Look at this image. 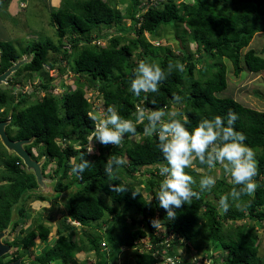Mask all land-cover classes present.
Wrapping results in <instances>:
<instances>
[{"label": "trees", "instance_id": "trees-1", "mask_svg": "<svg viewBox=\"0 0 264 264\" xmlns=\"http://www.w3.org/2000/svg\"><path fill=\"white\" fill-rule=\"evenodd\" d=\"M260 1L263 0H194V4L189 5L176 0H156L155 4L131 0L124 13L107 0H61L59 8L50 9L49 15L57 42L32 41L29 46L17 51L10 41H0L1 69L9 65V59L17 58L22 52L28 54L34 51L31 61L21 67V71L26 72L40 71L45 65L48 68L55 67L54 59L48 60L49 52H58L62 48L66 57L69 46L64 44V41L68 42L64 37H68L76 44L80 42L79 48H76V44L72 46L75 52L72 59L67 60L69 70L73 75H87L89 86H97L105 108L114 105L122 118L131 119L136 123L137 107H143L146 111L161 108L168 111L174 104L172 97L178 95L182 98L183 106L178 111L177 118L187 119L188 123L185 126L189 131L204 118L221 116L226 120L227 114L232 111L239 117L234 128L246 136L244 143L259 150L256 155L258 175L254 178L258 187L253 195L242 196L237 201L230 199L229 211L227 213H223L221 209L218 211L220 197L230 193L233 187H239L231 183L225 184V180L220 178L217 185L210 190L213 199L208 196L209 191L206 192V196L201 193L199 199L193 198L190 205L185 204L174 209L176 217L169 220L154 195L153 186L157 183L156 176H159L160 169L157 165L166 164L157 147L156 137H144V125L137 123V140L130 138V134L125 135L120 147L103 146L93 141L95 152L89 155L87 154L89 136L95 122L91 119V103L84 94L82 84L79 83L67 90L59 98L51 93L53 85L42 84L44 95L38 97L26 109L30 116L24 117L27 120L24 125L25 135H35V143L41 141L45 144L50 157L57 162L56 173L60 171L62 178L70 177L72 183L77 182L80 185L67 203L69 218L79 220L84 227L87 220L100 219L104 214L112 215V219L119 225L126 224L131 227L123 242L124 246H133L137 239L150 236L151 245L146 251H133V264L160 262L162 248L168 254H173L171 247L165 243L157 246L161 241H158L159 238L154 233L155 228L150 223L153 219L160 220L166 231L173 233L174 239L170 243H177V239L182 237L192 242L194 249L203 248L210 259L216 258L217 255L208 251L210 245L212 247L219 245L226 254L220 255L215 264H264V259L258 256L257 235L251 230V226L246 224L248 221L256 220L263 222L264 227V181L259 180L260 175L264 173V111L244 105L232 97L216 95V92L226 86L225 67L219 65L223 57L230 60L234 75H238L243 69L242 63L251 72L264 69V57L258 55L254 49L247 48L241 52V49L248 46L255 32L264 31ZM140 9L143 11L140 17H136ZM127 17L132 22L130 29L135 34L134 37L127 38V42L120 43V37L117 35L106 45L91 42L93 31L99 30L101 25L110 27L112 24H123V19ZM182 21H185L189 28V38L195 43V50L202 48L205 53L201 60L203 57L216 60L214 63L216 71L212 77L203 80L194 77L195 64L191 54L181 46L178 47L180 56H176L168 48H164L161 55L152 54V44L144 40V32L152 34L160 25ZM118 30L123 32L120 28ZM110 34L111 32H107L103 37ZM179 40L183 44L182 35ZM139 45L143 48L141 61L157 59L158 65L165 70L169 63L179 62L183 65V71L174 69L159 85L158 92H142L140 96H135L129 89L138 63L131 61L130 57L132 51ZM202 62L204 63V60ZM185 82L188 83L187 86L184 85ZM121 151L128 161L127 175L138 183L140 175L145 176V184L150 187L148 192L127 183L123 192L110 190L109 183L114 185L124 183L120 178L122 167L116 170L119 180L111 182L104 171L107 160L112 156H122ZM81 155H85V158L91 161L82 178L71 171L70 161L71 158H75L79 162ZM194 165L198 168L207 167L200 165L198 161L194 162ZM62 186L61 183V189ZM77 196L80 198H75ZM129 210L134 211L136 216H132L131 222L126 223L125 213ZM237 220H243L244 223L223 227V222ZM262 224L259 223L261 227ZM134 225L136 226L133 227ZM40 231L41 236L46 238L49 228L43 227ZM78 239L72 235L59 234L54 244L39 256V262L47 264L62 261L60 264H71L68 260L85 244L83 239ZM86 240L88 249L93 250L97 256V264H117L118 258H115L118 257V249H114L116 247L114 244L111 243V246L108 244L114 257L106 258L99 249L100 240L95 237ZM189 249L190 247L187 248L188 251ZM154 251L157 253L155 256L152 254ZM192 258L193 256L186 260Z\"/></svg>", "mask_w": 264, "mask_h": 264}, {"label": "rangeland", "instance_id": "rangeland-1", "mask_svg": "<svg viewBox=\"0 0 264 264\" xmlns=\"http://www.w3.org/2000/svg\"><path fill=\"white\" fill-rule=\"evenodd\" d=\"M22 0H0V41L1 40H7L11 41L14 47L17 50H21L26 46H29V44L32 41H45L49 40L50 42H57V36L55 33L54 26L50 24L49 22V15L51 10H57V8L61 4V0L54 1L53 0H25L26 7H21L19 5V2ZM110 4L119 6L120 10L122 12H126L125 9L130 4L131 0H107ZM142 1V0H140ZM177 2H183L185 4H194V0H176ZM143 2V1H142ZM147 3V2H145ZM24 4V3H23ZM10 5L12 6V9L10 10ZM261 15H262V21L264 22V0L259 5ZM51 9V10H50ZM50 10V11H49ZM11 12V13H10ZM126 16V15H125ZM130 18L123 19V24H112L110 27L106 26H100L99 30H101V33H107L111 32L110 36L103 38V40H100V42L105 43L103 45L108 44L109 40L115 35L120 37V43L127 42V38L134 37L135 34L130 29ZM118 28L123 30V32L119 31ZM94 34L97 33V30L93 31ZM189 28L186 26L185 21L182 22H176L171 23L167 25H160L158 26L152 34L145 32L144 33V40L147 42H150L152 44L153 53H158L161 55L165 49H170L176 56H180L181 52L178 49L179 46L184 48L186 52H190L192 61L195 64V68L193 70L194 77H200L203 79L207 77H212L213 74L216 71V67L214 66L215 59L211 57H203L204 63L201 60V56H205L204 51L202 48H200L198 51L195 50V43L190 40L189 38ZM182 35L183 37V44L179 45V37ZM71 39V38H70ZM65 40V38H64ZM68 42L64 41V44L68 47L69 50L66 52V57L64 56V53L59 49L58 52H49L48 60L55 62V67L48 68V66H43V68L40 71L32 72L29 76L24 78L27 72L21 71V66L19 67V74L15 75L14 77L19 79V83L23 85L28 84V86L23 87L28 88L29 90L34 93V96L42 95L45 93L44 88L41 87L42 84H49L53 85L51 91L52 94L57 96L58 98L60 95H62V92L72 89L76 87L79 83L82 84V88L84 90L85 96L88 98V100L91 103V115L96 117H101L102 114L106 111L107 108L104 107V104L102 103V99L100 96V93L97 89V86H89L90 82L87 79V75L80 76L79 74L73 75L72 72H70L67 60H71L72 56L75 52V48L72 46L75 45V42H71L69 39H67ZM71 46V47H70ZM81 46L80 42L76 44V48H79ZM252 48L258 53V55L264 57V31H257L254 33L252 38L250 39V42L247 47L241 49V52H243L247 48ZM142 47L140 45L132 51V55L130 57L131 61L139 63L141 59V51ZM21 54V53H20ZM66 58V59H65ZM146 62L155 63L158 64L157 59L151 61L152 59H143ZM201 62V64H200ZM222 64L225 67V78H226V86L221 91L216 92V95L218 97H232L236 99L237 101L241 102L244 105H247L249 107H253L257 110L264 111V69L256 72L249 71L245 65L242 63L243 69L238 73V75L233 74L232 65L228 58L223 57L220 60L219 65ZM115 72H117L115 70ZM59 75V76H58ZM22 78V81H21ZM28 79V82L26 80ZM187 82L184 83L185 86H187ZM24 86V85H23ZM87 86V87H85ZM67 89V90H66ZM181 106H183V102L170 106L168 111H179ZM110 107H114V105H111ZM130 138H134L135 140L138 139V136H131ZM94 144V142H93ZM91 145L88 142V148ZM255 152V159L256 155L258 153L257 148H251ZM122 152V151H121ZM122 156L125 157V155L122 152ZM73 158L70 159V161ZM127 159V158H126ZM127 165V164H126ZM125 167L122 166V171L120 178L124 183L127 184H134L139 189H142L144 192H148L149 186L145 184L143 175H140V182L143 180V182H137L135 179H133L131 176H128V170ZM157 166H161L157 165ZM188 169V170H187ZM185 171L191 175L194 180L196 181V184H194L192 187L193 189H199V181L200 178L203 175H212L216 177V184L218 183V180L220 178H223L225 180V184H229L230 178L223 172L222 166L217 164L214 169L206 168H198L194 164L191 168H187ZM136 175L138 172H135ZM68 178H64L61 182L63 184V189H69L72 185L75 188V191L80 187V185L77 182L72 183V181ZM260 181H264V173L260 175L259 177ZM70 185V186H69ZM155 186H153L155 192L158 189L159 185L158 183H154ZM214 186V187H215ZM226 185H223L225 187ZM212 190V189H211ZM204 196H206V192H203ZM211 191H209L208 196L211 195ZM150 197V196H149ZM77 199L80 198V196L75 197ZM52 202H54L52 200ZM59 204L62 205V210L57 211V217L60 219L61 223L63 224L64 232L66 234H71L73 238L76 240L83 239L85 244L83 245V248L78 251L73 257H71L68 262L71 264H95L96 257L94 256L93 251L88 249L87 245V238L89 239L95 237L98 241L102 238L106 239L109 246L110 244H114L116 247L114 249H118V258L117 264H133L134 263V255H133V249L132 248H126L122 250L123 242L125 241V238L128 236V231L131 229L130 226L126 224H118L116 223L112 218V215L110 214H104V216L100 219L95 220H87L85 221L84 227H71V224L68 222V224L65 221V215L67 212V206L65 200H59ZM218 211H220V208L218 207ZM132 216H136L135 212L132 210H129L125 213L124 222L130 223ZM52 220V216L49 217L48 221ZM245 220V219H244ZM243 220H237L234 222H223V227H226L230 224H243ZM259 223L256 220L248 221L246 224L251 226V230L256 233L257 240H258V256L260 258L264 259V227L262 224L259 225ZM51 224V222L49 223ZM70 227H69V226ZM134 225L133 227H135ZM156 232H162V229L157 230ZM52 232V230H50ZM55 234V233H54ZM54 234H49L48 239H50V244H52V238ZM180 240V237L177 239V242ZM48 243V242H47ZM89 244V243H88ZM210 245V244H209ZM51 246V245H50ZM49 246V247H50ZM193 243L188 242L185 239H183L180 243L173 245V252L177 255L185 254L188 252L187 248L190 247V250L196 252V257L200 256L203 253V248H197L196 250L192 247ZM212 246L210 245V248ZM193 248V249H191ZM209 248V249H210ZM112 250V249H111ZM209 251V250H208ZM206 251V252H208ZM216 258H220V254L225 252L220 249V246L218 245L215 247V245L212 247V251ZM110 257H114V255L110 254ZM163 261L159 264H169L167 261V256H162ZM61 262L52 261L51 264H60Z\"/></svg>", "mask_w": 264, "mask_h": 264}, {"label": "clouds", "instance_id": "clouds-1", "mask_svg": "<svg viewBox=\"0 0 264 264\" xmlns=\"http://www.w3.org/2000/svg\"><path fill=\"white\" fill-rule=\"evenodd\" d=\"M142 1L143 3L147 2L146 0ZM155 2L156 0H149L146 4H155ZM19 5L21 7L26 6L25 1H20ZM142 11L143 9L137 11L135 16L140 17ZM104 34L106 33L102 34L101 30H97L95 34L93 32L91 42L98 45L105 44L100 42V40H103ZM174 69L183 71V65L179 62L169 63L167 70H165L158 64L140 61L134 70L129 90L135 96H140L142 92L156 93L159 91V85L167 79V76ZM26 82H28V79ZM172 99L176 104L182 102V98L178 95L173 96ZM178 115L177 111H166L163 108L146 111L143 107H137L136 123H134L131 119L122 118L114 107H108L101 117H91L95 122V126L89 136L91 146L87 149V154L91 155L95 152L93 141L103 146L120 147L123 144L125 135L135 136L137 123L143 124V136L156 137L157 147L166 161V164L160 166L159 176L162 179L159 181V187L154 195L159 202V206L165 210L166 218L169 220L176 217L174 209L181 208L185 204L190 205L193 198L199 199L201 193L210 191L216 184L215 176L203 175L199 181V191L193 189L192 186L196 184V181L185 169L191 168L196 161L200 165H206L209 169H214L217 164L221 165L223 172L230 178L229 182L239 186L233 187L230 193L220 197L218 206L223 213L229 211L231 207L230 199L237 201L242 196L253 195L258 187L254 179L258 175V163L255 159V152L244 143L246 136L234 128L235 122L239 118L238 115L229 111L226 120L221 116H215L211 119L204 118L191 131L185 126L188 123L187 119H179L177 118ZM127 162L126 157L123 156H112L107 160L104 171L109 182L119 180L116 170L126 165ZM90 163L91 161L86 159L85 155H81L79 162L73 158L71 160V171L82 178V174L90 166ZM126 185L125 183L115 185L109 183V188L113 192H123L126 190ZM151 199L152 197L148 200L149 203H151ZM71 220L74 227L83 225L79 220ZM150 223L153 228L162 229V240L171 235L166 241L171 249L173 245L184 239L181 237L177 243H170L174 239L173 235L170 231H166L160 220L153 219ZM54 239L55 237L52 238L51 246L54 244ZM209 251L211 252L212 248ZM225 254L222 252L220 255ZM168 255L181 259L183 261L181 264H190L191 260L187 261L186 259L196 255V252L189 249L185 254L177 255L173 252V254ZM216 259L219 258L210 259V264H215Z\"/></svg>", "mask_w": 264, "mask_h": 264}, {"label": "flooded vegetation", "instance_id": "flooded-vegetation-1", "mask_svg": "<svg viewBox=\"0 0 264 264\" xmlns=\"http://www.w3.org/2000/svg\"><path fill=\"white\" fill-rule=\"evenodd\" d=\"M4 69H1L0 65V73ZM30 73L32 71L25 75L29 76ZM15 75H18L17 71L8 77L7 83L0 85V123L7 137L13 141L35 137L25 135L24 125L27 120L24 117L30 116L26 109L31 103L44 95L34 96L31 89L23 88L28 84L23 83L24 86L20 84ZM35 141L36 137L31 142L23 144V149L32 160H42L40 165L42 174L47 177H58L54 187L62 190L60 186L64 178L61 177L60 171L55 172L57 162L52 160L43 142ZM36 187L34 175L27 171L22 158L13 150H9L0 140V246L4 245L7 248L0 254V264H8L17 259L18 264H46L39 262L38 259L51 244L48 236L46 238L41 236L40 230L48 227L49 232L52 230L49 234L56 232L58 229L56 225L59 222L57 211L63 205L58 203L59 200L65 199L52 202L50 197L34 192L33 189ZM65 202L67 204L66 200ZM50 216L53 219L48 221Z\"/></svg>", "mask_w": 264, "mask_h": 264}, {"label": "water", "instance_id": "water-1", "mask_svg": "<svg viewBox=\"0 0 264 264\" xmlns=\"http://www.w3.org/2000/svg\"><path fill=\"white\" fill-rule=\"evenodd\" d=\"M179 44L180 41L178 40ZM34 54V51L29 52L28 54L23 53L17 58L10 61V65L6 67L1 73H0V85L7 83L8 77L13 74L17 69H19L20 66L23 64L30 62L32 59V56ZM35 137L20 139L17 141H13L7 137L5 134L2 125L0 123V140L2 143L9 149L16 152L23 160L24 164L26 165V169L28 172H31L34 175L35 181H36V188L33 189L34 192L45 195L47 197H50L52 200H59L60 198H64L67 201H69L70 197L75 193V188L71 185L69 189H63L58 190L54 187V182L58 180V177H47L44 176L41 172L40 165L42 163V160L35 161L32 160L31 157L25 152L23 149V144L29 143L34 139ZM162 178L157 176L156 182L158 183ZM6 246L1 245L0 246V254L3 253L6 250ZM19 259L8 263V264H18Z\"/></svg>", "mask_w": 264, "mask_h": 264}, {"label": "bare ground", "instance_id": "bare-ground-1", "mask_svg": "<svg viewBox=\"0 0 264 264\" xmlns=\"http://www.w3.org/2000/svg\"><path fill=\"white\" fill-rule=\"evenodd\" d=\"M65 39H69L68 37H66ZM59 76V75H58ZM67 90V89H66ZM66 91H65V89H64V92H62V93H65ZM157 177V176H156ZM160 177V176H159ZM159 183V182H158ZM60 199H64V198H60ZM66 200V199H65ZM70 200V199H69ZM67 201V200H66ZM69 201H67V203H68ZM66 206H67V204H66ZM58 207L59 206H57V210H58ZM60 210H62V208H61V206H60ZM65 221H66V223L68 224V222L71 224V227L73 228L74 227V223L72 222V220L68 217V214H67V212H66V215H65ZM57 224L58 225H56L57 226V230H55L56 232H54L55 233V239H54V242H55V240H56V238H57V236L59 235V234H62V235H67V236H71V234H66V232H64V229L63 228H65V227H63V224L61 223V221H60V219H59V222H57ZM69 226V225H68ZM82 226V225H81ZM70 227V226H69ZM66 229V228H65ZM50 232H48V234H49ZM158 233H160V232H158ZM163 233V231L160 233V234H162ZM47 234V235H48ZM171 234L173 235V233L171 232ZM135 244L133 245V246H124V245H122V250H124V249H126V248H132L134 251L135 250H138V251H146L148 248H149V246L150 245H147V246H143L141 243H137V242H134ZM159 245V244H158ZM99 249H100V251L101 252H103L104 253V255H105V257L106 258H109L110 257V254L112 253V250L109 248V246H108V243L106 242V240L104 239V238H102L101 240H100V242H99ZM197 249V248H196ZM195 249V250H196ZM81 249H79V250H77V252L78 251H80ZM92 251V250H91ZM77 252H75V254L77 253ZM118 252V251H117ZM94 253V252H93ZM203 253L204 254H202V255H200V256H195L194 258L195 259H200V260H203V255H206L207 257H208V254L207 253H205V250L203 251ZM74 254V255H75ZM73 255V256H74ZM72 256V257H73ZM94 256L95 257H97L95 254H94ZM208 258H210V257H208ZM160 262H162V260H160ZM160 262H158V263H155V264H159ZM95 264H97L96 263V260H95V262H94Z\"/></svg>", "mask_w": 264, "mask_h": 264}, {"label": "built area", "instance_id": "built-area-1", "mask_svg": "<svg viewBox=\"0 0 264 264\" xmlns=\"http://www.w3.org/2000/svg\"><path fill=\"white\" fill-rule=\"evenodd\" d=\"M96 42L98 43L99 41L97 40ZM154 233L159 238L158 241H161V244H159V245L157 244V246H162L164 243L166 246H168V242H166V241L169 237H171V235H168V237H166L164 240H162L161 238H162L163 234H160L156 231H154ZM135 242L141 243L143 246H147V245H151V238H150V236H146L142 239H137ZM162 249L163 250H162V253H161L160 258H159L160 260L163 261L162 256L164 255V256H167L166 259H167L169 264H181L183 262L181 259H179L176 256L172 257L171 255H168L167 252L164 251V248H162ZM152 254L155 256L157 253H156V251H154V252H152ZM194 257L195 256H193V258L191 259L190 264H210V259L206 255H203V260L195 259Z\"/></svg>", "mask_w": 264, "mask_h": 264}, {"label": "crops", "instance_id": "crops-1", "mask_svg": "<svg viewBox=\"0 0 264 264\" xmlns=\"http://www.w3.org/2000/svg\"><path fill=\"white\" fill-rule=\"evenodd\" d=\"M54 1H57V0H53V2H54ZM0 3H1V2H0ZM118 7H119V6H118ZM11 9H12V6L10 5V10H11ZM56 216H57V215H56Z\"/></svg>", "mask_w": 264, "mask_h": 264}]
</instances>
